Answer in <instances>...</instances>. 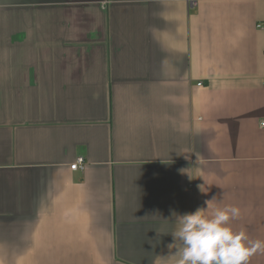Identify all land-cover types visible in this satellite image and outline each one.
Wrapping results in <instances>:
<instances>
[{
  "label": "crops",
  "instance_id": "0c3cea01",
  "mask_svg": "<svg viewBox=\"0 0 264 264\" xmlns=\"http://www.w3.org/2000/svg\"><path fill=\"white\" fill-rule=\"evenodd\" d=\"M263 21L264 0H0V264H175L179 216L227 205L264 240Z\"/></svg>",
  "mask_w": 264,
  "mask_h": 264
},
{
  "label": "clouds",
  "instance_id": "9594fccd",
  "mask_svg": "<svg viewBox=\"0 0 264 264\" xmlns=\"http://www.w3.org/2000/svg\"><path fill=\"white\" fill-rule=\"evenodd\" d=\"M213 200L205 202L206 209L212 208ZM204 210L179 216L172 234L175 243L180 241L172 254L178 257L175 264H249L252 256L264 253V240H252L246 231L231 227L241 217L239 207H214L210 215Z\"/></svg>",
  "mask_w": 264,
  "mask_h": 264
},
{
  "label": "built area",
  "instance_id": "2783aa9c",
  "mask_svg": "<svg viewBox=\"0 0 264 264\" xmlns=\"http://www.w3.org/2000/svg\"><path fill=\"white\" fill-rule=\"evenodd\" d=\"M184 1L187 3V6L189 9L196 7L200 2V0H184ZM255 27H256V29L263 30L264 29V21L259 22ZM197 86L201 87L202 84L198 83ZM259 127L264 129V119L261 120V122L259 123ZM85 166H86L85 160L82 157H78L75 160V162L69 166V169L71 171H83L85 169Z\"/></svg>",
  "mask_w": 264,
  "mask_h": 264
}]
</instances>
